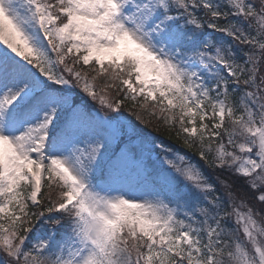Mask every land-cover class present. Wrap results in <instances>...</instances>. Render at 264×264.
Masks as SVG:
<instances>
[{"label": "snow or ice", "instance_id": "6c2138e0", "mask_svg": "<svg viewBox=\"0 0 264 264\" xmlns=\"http://www.w3.org/2000/svg\"><path fill=\"white\" fill-rule=\"evenodd\" d=\"M0 264H264V0H0Z\"/></svg>", "mask_w": 264, "mask_h": 264}, {"label": "trees", "instance_id": "16d2710c", "mask_svg": "<svg viewBox=\"0 0 264 264\" xmlns=\"http://www.w3.org/2000/svg\"><path fill=\"white\" fill-rule=\"evenodd\" d=\"M148 131H152V134H153L154 136H157L159 139L164 140L165 143H172V141L168 139V136H167V132H166V130H164L163 128L161 129L160 132H156V131H154V130L151 129V128L148 129Z\"/></svg>", "mask_w": 264, "mask_h": 264}]
</instances>
